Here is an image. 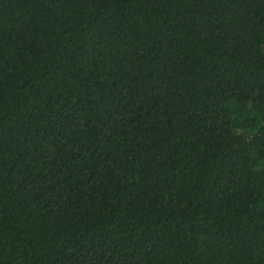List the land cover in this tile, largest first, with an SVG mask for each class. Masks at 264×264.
<instances>
[{
	"label": "trees",
	"instance_id": "trees-1",
	"mask_svg": "<svg viewBox=\"0 0 264 264\" xmlns=\"http://www.w3.org/2000/svg\"><path fill=\"white\" fill-rule=\"evenodd\" d=\"M0 264H264V0H0Z\"/></svg>",
	"mask_w": 264,
	"mask_h": 264
}]
</instances>
